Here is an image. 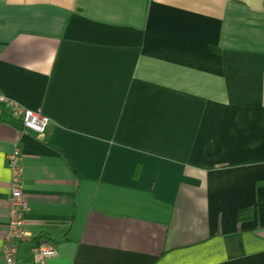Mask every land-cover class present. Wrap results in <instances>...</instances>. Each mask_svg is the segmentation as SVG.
I'll return each instance as SVG.
<instances>
[{
    "label": "crops",
    "instance_id": "obj_1",
    "mask_svg": "<svg viewBox=\"0 0 264 264\" xmlns=\"http://www.w3.org/2000/svg\"><path fill=\"white\" fill-rule=\"evenodd\" d=\"M0 93V264L14 150V264H264L262 0H0Z\"/></svg>",
    "mask_w": 264,
    "mask_h": 264
},
{
    "label": "built area",
    "instance_id": "obj_2",
    "mask_svg": "<svg viewBox=\"0 0 264 264\" xmlns=\"http://www.w3.org/2000/svg\"><path fill=\"white\" fill-rule=\"evenodd\" d=\"M264 4V0H262ZM0 103H5L11 107L12 115L21 119L22 125L27 130L44 134L49 128L48 117L31 110L25 109L13 101H8L0 93ZM18 152L14 150L9 156L8 166L10 169V190L8 199V220L5 237L2 243L1 252L5 264H14V257L17 253V245L28 238V233L24 232L25 223L23 214L27 210L26 198L22 191L21 170L17 167ZM56 245L52 242H38L32 249V257L35 264H45L46 261L54 257L57 253Z\"/></svg>",
    "mask_w": 264,
    "mask_h": 264
},
{
    "label": "trees",
    "instance_id": "obj_3",
    "mask_svg": "<svg viewBox=\"0 0 264 264\" xmlns=\"http://www.w3.org/2000/svg\"><path fill=\"white\" fill-rule=\"evenodd\" d=\"M38 243V242H37Z\"/></svg>",
    "mask_w": 264,
    "mask_h": 264
}]
</instances>
